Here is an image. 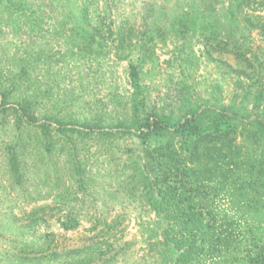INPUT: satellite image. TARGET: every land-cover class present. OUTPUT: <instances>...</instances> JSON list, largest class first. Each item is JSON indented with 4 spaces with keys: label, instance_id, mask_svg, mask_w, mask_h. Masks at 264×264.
I'll return each instance as SVG.
<instances>
[{
    "label": "rangeland",
    "instance_id": "rangeland-1",
    "mask_svg": "<svg viewBox=\"0 0 264 264\" xmlns=\"http://www.w3.org/2000/svg\"><path fill=\"white\" fill-rule=\"evenodd\" d=\"M21 4L13 10L0 6V91L9 92L5 107L0 98V264H61L55 256L42 262L30 258L40 255L43 246L47 253L63 254L89 244L106 228L104 220L114 219L117 227L102 232V240L119 251L110 264H173L166 245L156 243L162 238V222L141 193L131 190L141 144L119 130L120 122L130 123L136 116L129 60L144 61L141 114L156 110L173 123L195 110L232 106L239 116L233 120L239 124L238 173L248 177L249 163L264 159V137L255 138L256 127L249 123L256 115L264 118V0ZM195 11L200 17L187 18ZM243 13L258 27L244 21ZM17 102L28 104L37 120L20 116L14 110ZM56 121L85 133H59ZM43 123L52 125L50 141ZM90 126L96 131L111 126L117 133L107 141L96 131L87 134ZM14 144L20 177L8 163ZM43 158L56 165L48 167ZM239 183L231 177L214 194L216 210L264 231V194L244 192ZM37 207L42 219L26 227L24 237L20 223ZM69 213L80 220L72 230L61 226ZM13 217L20 219L13 222ZM195 264L235 263L204 258Z\"/></svg>",
    "mask_w": 264,
    "mask_h": 264
},
{
    "label": "trees",
    "instance_id": "trees-1",
    "mask_svg": "<svg viewBox=\"0 0 264 264\" xmlns=\"http://www.w3.org/2000/svg\"><path fill=\"white\" fill-rule=\"evenodd\" d=\"M21 1L0 0V6L13 10V6H19ZM20 6L23 8V4ZM233 7L234 5L231 7L232 11ZM188 17L196 19L200 14L195 11ZM242 18L246 22L253 23V27H258V24L251 22L250 14L243 13ZM257 18L261 17L257 16ZM261 27L264 28V25L261 24ZM122 45L120 42L119 47ZM238 53L244 55V52ZM120 57L130 58L129 55H120ZM143 65L142 58L136 61L131 58L129 60V75L136 90V100L134 99L136 116L130 123L120 122L119 130L122 133H131L140 140L141 154L135 160L133 167L130 178L133 183L131 190L141 193L150 209L159 217V222L163 224L162 238L156 243L166 245L172 253L173 264H195L204 258L225 261L231 259L235 264H264V231L259 232L248 223L242 226L240 222L222 217L215 208L213 197L219 189L226 188L231 177L235 178L236 183L240 181V190L256 196L264 194V159L257 158L255 162L249 163L248 177H242L240 172L238 173L240 146L236 133L239 124L233 121L239 117L237 111L232 106L226 105L221 108L206 107L202 111H192L191 116L173 123L170 116L156 110L141 114L140 107L143 102L139 99V93ZM242 73L247 74V71L242 70ZM0 98L1 104L5 107L9 92L0 91ZM14 110L28 120H37L28 104L17 102ZM208 112L212 114L209 115V119H205ZM240 121L244 120L240 119ZM57 123L60 125L57 129L59 133L67 131L85 133L79 130L80 128L69 127L61 121ZM249 123L256 127L253 133L255 138L264 137L263 117L256 115ZM129 125H133L136 130L133 131ZM41 126L47 139L50 134L49 127L52 125L43 123ZM110 127L102 126V130L96 131L90 126V130L86 132L91 134V131H96L95 133L102 135V139L107 138L108 141L117 133ZM42 141L45 148V140ZM70 143L71 140H67L66 144ZM14 147L15 144L9 146L8 163L15 176L20 177L21 158L19 151L14 150ZM52 147V142L47 144L48 149ZM49 161L43 158V163L45 162L48 167L56 165ZM39 209L41 208L37 207L29 212L28 221L20 223L19 227L24 231V237L26 227H31L33 222L42 219L38 213ZM12 219L13 222H18L20 218ZM62 219L61 226L66 230L75 229L80 224V220L70 213ZM104 223L106 228L99 230L89 244L64 251L63 254L47 253L45 251L48 248L43 246L38 251L42 253L32 256L30 260L42 262L47 260L49 255V259H53L54 256L60 257L61 264L114 263L119 251L113 252L115 248H111L112 243L108 239L102 240V232H105V229L108 231L115 229L119 221L104 220ZM94 227L98 229L99 224H95ZM108 231L105 233H109ZM100 237L101 239H98ZM21 259L29 258L21 257Z\"/></svg>",
    "mask_w": 264,
    "mask_h": 264
}]
</instances>
